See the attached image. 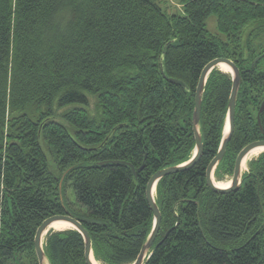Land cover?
<instances>
[{
	"label": "trees",
	"instance_id": "obj_1",
	"mask_svg": "<svg viewBox=\"0 0 264 264\" xmlns=\"http://www.w3.org/2000/svg\"><path fill=\"white\" fill-rule=\"evenodd\" d=\"M182 5L169 14L155 0H0V264H39L37 230L66 214L63 196L97 262L133 264L153 229L148 182L192 158L196 88L217 58L237 65L241 87L215 180L232 178L240 152L264 140V0ZM232 85L219 69L207 80L203 155L159 182L162 227L145 264H264V153L237 191L216 193L206 179ZM103 162L132 164L138 178ZM44 250L50 264H87L74 229L49 232Z\"/></svg>",
	"mask_w": 264,
	"mask_h": 264
},
{
	"label": "water",
	"instance_id": "obj_2",
	"mask_svg": "<svg viewBox=\"0 0 264 264\" xmlns=\"http://www.w3.org/2000/svg\"><path fill=\"white\" fill-rule=\"evenodd\" d=\"M257 61L258 60H256L255 63ZM221 64H226L230 68V71H227V72L224 71V72L231 74L233 78V85H232V91H231V96H230V101H229V111H228V115H227V119H226V123L224 127V133H223V139L221 142V146H220L217 156L211 161V163L209 164L207 168V172H206V179H207V183L209 187L214 192L219 193V194H227V193H231V192L239 190L242 184V176L244 173L243 167H244L246 158L253 151L257 149H264V140L255 141L249 144L248 146H246L238 155L231 183L226 187L217 185L215 177H214L215 170L220 164V162L223 160V158L225 157L227 147L235 131V114H236L237 98H238V94H239L240 87H241V71L237 67V65L228 58H217L209 62L205 66L204 70L202 71L197 88H196L195 110H194V115H193V131H194L195 140H196V148L194 150L193 156L188 162H185L177 166H171L163 170H159L150 178L148 185L146 187V197H147V200L149 202V205L154 215L153 229L148 237L147 242L143 246V249L139 257L133 264H145L146 260L151 257L152 249L154 248V245L156 243V240L158 238V235L162 227L163 216H162V213L156 201V196H157L156 194H157V188H158L159 182L166 176L176 174L179 172H183V171L193 168L199 162V160L201 159L203 155L204 144H203V139H202V135L200 132V127H199L200 120H201V114H202L203 96L205 92L206 83H207V80L210 74L216 69L223 71L222 69L219 68V65ZM167 80L170 83L177 84L179 86L187 88V85L182 80H177L173 78H167ZM263 110H264V102L261 106V110H260L259 117H258L259 124H261L260 114L263 112ZM121 163L126 164L128 167H130L135 175V178L136 179L138 178L137 170L132 164H129V163H124V162H105L104 163L103 162V163L98 164V166L105 167L108 165H116V164H121ZM144 169H145V164H143L142 167L139 168L138 172H142ZM63 181L64 179H62L61 184H60L61 191L63 187ZM63 197H62V202L65 207L66 214H59V215H55V216H52L46 219L37 230L34 244H35L36 255L38 258V263L39 264H47V263L50 264L48 257L44 250L46 237L49 234V230H50V227H52V225H54L56 222H64V223H68L69 225H71L72 226L71 229L77 230L79 233L82 234L84 241H85L86 262L87 264H95L93 261V258L95 259V257L93 254V244H92L91 235L83 226L82 221L66 207Z\"/></svg>",
	"mask_w": 264,
	"mask_h": 264
},
{
	"label": "rangeland",
	"instance_id": "obj_3",
	"mask_svg": "<svg viewBox=\"0 0 264 264\" xmlns=\"http://www.w3.org/2000/svg\"><path fill=\"white\" fill-rule=\"evenodd\" d=\"M157 1L161 7L166 11L168 12L169 14H172V13H176V14H182L183 13V5H182V0H155ZM207 28L208 30L217 35L218 34V26H217V17L216 16H212L208 19L207 21ZM259 156V155H258ZM257 157V156H256ZM255 157V158H256ZM254 159V158H253ZM252 159V160H253ZM250 162V161H249ZM248 162V163H249ZM248 166V165H247ZM247 166H246V169L245 171H247ZM232 178L230 177H227L224 181H217V183H221L224 185H227L231 182ZM66 199L67 201H71V202H74L75 201V194H74V191L73 189L70 187V189H67L66 190ZM68 196V197H67ZM69 198V200H68ZM54 231V230H53Z\"/></svg>",
	"mask_w": 264,
	"mask_h": 264
},
{
	"label": "bare ground",
	"instance_id": "obj_4",
	"mask_svg": "<svg viewBox=\"0 0 264 264\" xmlns=\"http://www.w3.org/2000/svg\"><path fill=\"white\" fill-rule=\"evenodd\" d=\"M219 68L223 70V72H227V71H230V68L226 65V64H221L219 65ZM264 153V149H257L255 151H253L245 160V163H244V167H243V172H245V169H246V166L248 165V162L251 161L253 158H255L256 156L260 155ZM217 183V182H216ZM231 183V182H230ZM229 183V184H230ZM229 184L227 185H224L221 184V183H217V185L219 186H222V187H226L228 186ZM72 226L69 225L68 223H64V222H56L54 225H52V227H50V230L49 232L51 231H63V230H69L71 229ZM93 261L95 264H100L99 262H97L94 258H93ZM48 264V263H47Z\"/></svg>",
	"mask_w": 264,
	"mask_h": 264
}]
</instances>
